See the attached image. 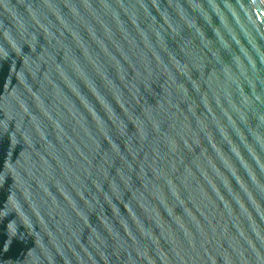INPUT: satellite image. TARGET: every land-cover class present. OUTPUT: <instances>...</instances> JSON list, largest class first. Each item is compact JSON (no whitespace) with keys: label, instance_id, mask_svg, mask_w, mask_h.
Masks as SVG:
<instances>
[{"label":"water","instance_id":"95a60500","mask_svg":"<svg viewBox=\"0 0 264 264\" xmlns=\"http://www.w3.org/2000/svg\"><path fill=\"white\" fill-rule=\"evenodd\" d=\"M0 264H264V0H0Z\"/></svg>","mask_w":264,"mask_h":264}]
</instances>
